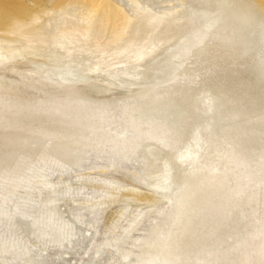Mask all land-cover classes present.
I'll list each match as a JSON object with an SVG mask.
<instances>
[{"label":"rangeland","instance_id":"374dc122","mask_svg":"<svg viewBox=\"0 0 264 264\" xmlns=\"http://www.w3.org/2000/svg\"><path fill=\"white\" fill-rule=\"evenodd\" d=\"M58 1L47 0L46 4L51 7ZM113 1L132 14L130 0ZM138 1L157 12L178 10L179 16L174 40L143 62L111 66L106 77L82 78L80 68L70 69L76 67V60L81 61L78 67L91 64L87 54L66 57L44 48L38 55L20 56L10 64L18 78L45 86L47 92L40 95L0 88V134L11 125L19 132L14 138L1 134L0 155L21 164L33 158L27 170L30 183L23 184L31 202L38 204L49 192L58 190L59 209L71 218L73 226L65 229L53 212H46L42 226L48 229L53 224V231L45 233L39 227L37 237L23 228L37 219L24 214L30 200L10 196L9 202L22 215L9 224L4 219L5 199L0 196V264H264V153L257 149L235 151L239 139L252 138L264 130V116L235 125L218 117L220 101L200 106L193 119L192 127L198 129L193 144H201L205 150L199 154L196 168L190 170L191 182L201 187L180 233V246L170 251L168 245V252L159 242L175 219L172 200L155 203L127 226L152 204L151 188L164 190L162 175L147 171L148 158L141 152L148 144L170 151L163 147L165 134L154 135L168 122L162 117L170 113H152L147 108L152 95L176 84L181 75L185 79L194 75L198 82L208 83L213 76L220 79L231 74L237 57L247 56L253 48L256 31L248 32L247 27L256 15L259 17L264 0ZM25 2L30 8L35 6L33 0ZM43 17L38 25L49 29L46 23L50 16ZM246 29L248 33L242 35ZM244 38L248 41L241 47ZM212 67L218 69L215 74ZM67 70L71 75L63 72ZM52 72L58 75L57 80L52 79ZM118 79L122 83H117ZM105 81L118 84L123 93L102 97ZM257 99L264 102V87ZM144 111L147 130L138 120L128 118L131 112L141 118ZM208 118L215 120L213 129L220 136H210ZM154 121L159 124L155 129ZM49 123L74 130V139L67 141V154L57 160L45 154L58 141L57 134L42 130ZM30 125L36 132L23 130ZM177 126L180 142L181 120ZM206 138L209 141L204 145ZM76 140L80 141L77 145ZM164 166L169 167L165 177L177 188L179 183L174 179L178 171L170 167L171 160L166 159L161 170ZM109 182L119 189H110ZM90 183L93 189H89ZM64 185L66 194L60 191ZM98 197L107 199L92 209L90 199Z\"/></svg>","mask_w":264,"mask_h":264},{"label":"bare ground","instance_id":"6f19581e","mask_svg":"<svg viewBox=\"0 0 264 264\" xmlns=\"http://www.w3.org/2000/svg\"><path fill=\"white\" fill-rule=\"evenodd\" d=\"M46 1L33 0L35 6L30 8L25 0H0V88L23 93L45 94L47 87L32 85L21 80L14 73V68L10 67L15 58L28 54L38 55L40 51H45L44 48H49L53 52L57 51L66 57L79 58L87 54L92 58L91 64L78 67L77 64L81 61L76 60V67H72L70 70L74 71L80 68L82 78H92L96 74L106 77L111 66L128 67L130 64L143 62L174 40L177 34L178 10L167 13L157 12L145 8L138 0H130L132 14L126 12L113 0H59L51 7L46 4ZM72 8H76L77 11L75 12ZM259 10V17L256 15L247 27L248 32L249 30L256 31L253 48L247 56L237 57L234 67L230 69L231 74L223 75L220 79L213 76L208 83L198 82L194 75L188 79L181 75L176 84L153 94L147 104V108L152 113L160 114L159 111H169L170 113L162 117L164 121L168 122L163 125L161 131L154 133V135L165 134L166 139L163 147L170 151L165 152L164 149L150 144L141 149V152L148 158L147 171L150 174L162 175V181H164L162 189L165 191H158L155 186L151 188L149 200L152 204L150 203L151 205L142 209L135 218L136 220L129 222L127 226L148 213L155 203L163 199L172 200L175 207V219L170 225V230H167L168 232L159 240L161 248L166 246L164 249L166 251H168V245L172 247H170V251L171 249L177 250L180 246V233L185 229L190 205L196 201L198 189L201 187V184L195 185L191 182L189 177L190 170L196 168L197 160L205 150L201 144L198 145L196 142L195 145L193 144L198 129L195 130L192 123L200 106L209 103V101H220L218 117L227 118L235 125L243 123L249 118L264 116V102L261 103L257 99L259 91L264 87V5ZM247 14L249 15V13ZM44 15L50 16L46 23L49 29L38 25ZM246 32L247 29L243 30L242 35ZM247 41L248 39L244 38L241 47ZM48 58L50 57H47V60H49ZM66 69L67 66H65ZM211 69L214 74L218 71L213 67ZM67 71L63 72L71 75ZM54 73L56 72H52V79L57 80L58 75ZM117 83H122V80L118 79ZM102 88L103 90L100 92L102 97H117L123 93L118 84L109 81H105ZM82 93L80 92L79 95ZM142 95H146V93ZM141 116V118H137L138 116L134 112L128 114L131 122L138 120L142 123V128L147 130V111L142 112ZM178 120H181L183 126L180 142L177 140L180 136L178 135ZM208 121L210 136H220V132L213 129L215 120L208 118ZM152 124L156 126L154 129L159 125L155 121ZM35 129L36 127L32 125L23 128L31 133L36 132ZM42 130L46 134L58 135L56 144L47 148L45 154L54 160L63 158L69 150L67 141L74 139V130L56 127L52 123L47 124ZM18 133L14 125H11L7 131L1 132L2 135H8L11 138L17 137ZM208 141L209 139L206 138L203 142L204 145ZM79 142V140L74 141L76 145ZM221 150L218 148L220 153H222ZM253 150L264 153V130H258L252 138L239 139L235 146L236 152L249 153ZM258 157L255 156L256 159ZM64 159L68 161V155ZM166 159L171 160L170 167L178 171V176L174 179L179 183L177 188H173V181L165 177V172L169 167L164 166L161 170ZM33 161V158H29L26 163L21 164L17 160L0 155V181L3 180V184L0 185V196L1 199H5L4 219L8 220L9 224L13 220L20 219L22 214L18 211V207L9 202L10 196L16 195L18 199L30 200L24 206V214L37 218L23 226L24 230L32 231L37 236L38 228L40 227L41 230L45 225L41 218L46 212H53L62 221V227L70 230L73 226L71 225L72 220L68 215L63 216L62 214H66L65 211L59 209V200L57 199L59 197H56L58 190L49 192L50 195H45L46 197L40 203L35 204L31 202L28 191L23 188V184L30 183L27 170ZM43 163L45 164V161ZM88 186L89 189L94 188L91 183ZM108 187L114 191L119 189L117 184L110 182ZM12 189L15 191H11ZM60 191L66 194L68 188L65 185L61 186ZM106 199L102 197L90 199L92 209L100 207ZM52 226L53 224L47 226L48 229L43 227L44 232L46 233L48 230L49 233L52 232ZM59 238L61 240V235ZM34 244H36L35 241ZM175 246L177 247L175 248Z\"/></svg>","mask_w":264,"mask_h":264}]
</instances>
